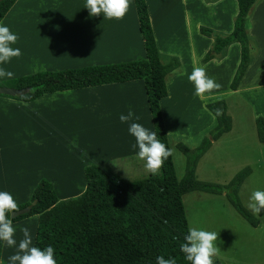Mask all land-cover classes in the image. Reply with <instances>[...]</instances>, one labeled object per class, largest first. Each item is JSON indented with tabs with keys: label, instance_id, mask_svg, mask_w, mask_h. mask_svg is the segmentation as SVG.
<instances>
[{
	"label": "crops",
	"instance_id": "obj_1",
	"mask_svg": "<svg viewBox=\"0 0 264 264\" xmlns=\"http://www.w3.org/2000/svg\"><path fill=\"white\" fill-rule=\"evenodd\" d=\"M145 2L160 59L165 62L167 57L175 56L180 62V67L166 80L167 95L159 100L168 141L169 133L175 131L176 136L182 140L178 143L185 146L184 141L199 138L192 147L195 148L216 124L215 116L206 107L207 103L219 100L223 95H247L249 92H256L264 84V0H258L249 15L248 32L257 46V53L235 90L230 89L229 84L240 60L239 43L232 42L223 55L202 63L201 59L212 47L214 39L200 33L199 27L207 26L219 34H229L238 12L236 0ZM65 3L67 0H16L0 20V24L18 35V41L12 47L19 48L22 53L0 65L14 73L12 78L42 70L116 63L145 57L134 0H130L129 10L123 19H108L103 13L92 16L84 5L82 8L86 14L83 18L64 20L63 13H58L57 10L64 9ZM194 66L203 67L214 80L219 77L217 83L221 88L203 96L195 95V86L188 79ZM8 79L0 77V82ZM112 102L119 103L106 109L122 112L123 109L137 108L135 115L139 120L135 122L155 132L144 79L49 92L31 101L0 95V191L9 192L17 204L24 203L29 200L40 179L46 178L53 183L56 194L57 189H71V192L65 191L62 195L58 193L57 197L61 200L75 197L84 190L86 180L83 167L87 164L103 165L119 176L120 172L128 175L132 172H147L145 161L137 157L138 148L132 147L136 141L131 138L134 136L128 135L129 123H122L120 117L110 121V124H118L123 129L117 130V133L111 130L103 137L100 155L70 152L63 147L62 143L79 131L74 126L81 106L88 109L94 103L111 105ZM179 106L181 113L178 118L181 122L176 121L174 126L183 129H173L169 127L170 110ZM196 113H199L196 118L199 124L188 132L191 126L194 127L193 116ZM206 115L208 117L205 121ZM182 116H186L183 121ZM252 116L255 119L258 116L264 118V109L255 110ZM229 131L218 139L211 140L210 147L198 159L197 164H202L211 156L216 143L228 144L237 139L242 141L243 137L248 138L246 129L241 127L235 132L236 135ZM126 132L125 136L128 135L130 144L123 135ZM86 133L89 137V133ZM256 142L263 153L256 164L249 166L250 173L244 180L248 182L255 178L256 182H260L254 184L255 187L264 188V142L258 139V135ZM237 146L243 147V144ZM34 216L37 221L31 233L33 246L38 223V215ZM262 220L258 219V224L252 226L254 230H262L264 234Z\"/></svg>",
	"mask_w": 264,
	"mask_h": 264
},
{
	"label": "trees",
	"instance_id": "obj_2",
	"mask_svg": "<svg viewBox=\"0 0 264 264\" xmlns=\"http://www.w3.org/2000/svg\"><path fill=\"white\" fill-rule=\"evenodd\" d=\"M15 1H0V20ZM236 1L238 12L229 34H219L207 26L199 27L200 33L214 39L212 47L202 57V63L223 55L232 42L239 43L240 60L229 84L232 90L237 89L257 53L248 29L249 15L258 0ZM134 2L145 57L22 75L0 82V85L28 87L27 93L0 95L31 101L49 92L144 79L155 133L170 149L159 100L167 95L166 80L180 67V62L175 56L167 57L165 62L160 59L146 2ZM206 107L216 118L208 136L203 137L195 148L177 144L186 157L181 179L176 177L172 155L164 161L158 174L133 180L124 179L103 165L87 164L83 167L86 186L79 195L60 200L53 183L42 178L29 200L18 204V209L35 199L36 204L29 212L10 218L15 222L38 215L34 246L41 249L52 246L57 264H156V258L161 255L166 259L175 258L177 264H190L180 250L189 229L182 204L184 193L192 190L214 194L224 192L242 217L253 226L258 224L257 217L245 208L238 194L241 183L250 173L249 166L236 172L226 185L195 177L197 161L210 147L211 140L231 129V117L224 99L209 102ZM255 123L258 139L264 142V118L256 117ZM2 246L3 242H0V256ZM213 261L220 264L215 257Z\"/></svg>",
	"mask_w": 264,
	"mask_h": 264
},
{
	"label": "rangeland",
	"instance_id": "obj_3",
	"mask_svg": "<svg viewBox=\"0 0 264 264\" xmlns=\"http://www.w3.org/2000/svg\"><path fill=\"white\" fill-rule=\"evenodd\" d=\"M84 5H86L85 0H67V3L64 4L66 7H64V9L62 8L57 10V12L63 13L64 20L80 19L86 14V11L82 8ZM225 77L226 74L223 75V78ZM217 80L215 81L217 82ZM122 94L123 93H121V95ZM220 98L224 99L227 103V113L231 117L230 131L232 134H235V132L241 127L242 129H246L248 138L243 137L244 139L242 141L237 139L235 142L232 141V143L228 144L216 143L214 146L215 149L212 151L211 156L206 158L202 164H197L195 177L198 180L226 185L233 178L235 173L241 170L243 167H252L253 164H256L260 158V155L263 153V150L258 148V142H256V125L254 121L255 118L252 116V114L255 110L264 109V84H262V87L256 89V92H249L247 95L243 93L228 94L223 95ZM119 102H112L111 105H108V103H101L99 105L98 103H94L93 106L89 105L88 109L81 106L77 111L78 118L76 121V126H74V128L77 127V130L79 131L75 134H72L68 141H64L62 143L63 147L69 149L70 152L75 151L80 153L85 152L88 154L92 153L95 155H100L99 152L103 150V137H106L108 132L111 130H114V133H117V130L123 129L119 127L118 124L114 125L112 123L111 125L110 121H114L115 119L119 118L121 114L126 115V111L117 112L116 110L106 109L108 107L115 106V104ZM185 104H188L191 107L194 106V104ZM138 106L140 108L139 104ZM180 113V106L177 109L173 108L170 110V128L183 129L182 127L174 126L176 121L181 122L178 118ZM198 114L196 113L193 116L195 124L194 127H190L191 130H188V132L192 131L195 126L199 124L196 119ZM200 115L202 117V112ZM142 116H144L143 112ZM206 117L208 116H205V121ZM185 118L186 116H182V121ZM204 119L201 121L202 124ZM109 124L113 129L110 128ZM119 125L124 126L125 124ZM230 131L229 133H231ZM86 132L89 133V137H87ZM174 133L175 131H171L169 134V146L172 150V161L174 163L176 177L177 179H181L185 173V154L176 145L178 142H182L180 139L181 137L178 138L176 133ZM126 134L127 132L123 135L125 136ZM128 135L130 137L131 134L128 133ZM128 135L125 136L127 137V143H129ZM131 138L134 139V137ZM198 140L199 138H196L194 141L186 140L184 143L188 147L192 148L196 142H198ZM238 144H243V147H238ZM119 174L124 178L139 179L147 176L149 172H132L130 175L120 172ZM257 183L260 182H256V179L252 178V180L248 182L244 180L240 185L238 191L239 198L242 204L248 210L249 208L247 207V204L249 202L251 193L257 190L264 191L263 187H255L254 184ZM57 190V195H62L65 191L71 192V189H65L64 191L62 189ZM182 204L184 206L188 228L195 227L197 229L213 231L218 234V239L216 242H214L217 247V253L214 257L219 261L220 264L264 263L263 231H258L256 229L254 230V227L244 217H242L229 202L224 192L220 194H214L200 190L188 191L182 195ZM254 215L258 219H264V212L259 215ZM36 221V216H29L19 221L13 222V226L16 229L15 238L17 239V242L23 238V234L19 233L18 229L21 231L22 228L26 227L29 229L31 234ZM26 224L28 225L26 226ZM15 251V248L7 247L3 243L0 262L2 264H9L8 257L13 255Z\"/></svg>",
	"mask_w": 264,
	"mask_h": 264
},
{
	"label": "clouds",
	"instance_id": "obj_4",
	"mask_svg": "<svg viewBox=\"0 0 264 264\" xmlns=\"http://www.w3.org/2000/svg\"><path fill=\"white\" fill-rule=\"evenodd\" d=\"M129 7L130 0H87L86 2L90 15L99 16L103 13L108 19H123ZM17 41L18 35L14 34L9 27L0 24V65L22 55L19 48L12 47ZM13 76L14 73L0 67V77L11 79ZM188 79L194 84L197 96H203L221 88L220 84L207 75L203 67L194 66ZM137 120L139 117L132 110H129L127 115H120L122 123H129L128 131L136 141L132 147L138 148L137 157L145 161V168L149 173L156 175L164 161L172 155V150L158 139L155 132L135 122ZM247 207L253 214L259 215L264 212V191H253ZM17 210L18 204L14 197L7 191H0V242L16 249L15 253L8 257L9 264H57L55 249L52 246L44 249L33 246L28 228L21 229L23 238L17 242L16 229L9 215L13 216ZM217 239L216 232L190 227L180 250L190 264H214L213 257L217 253L214 242ZM156 264H177V261L175 258L166 259L161 255L156 258Z\"/></svg>",
	"mask_w": 264,
	"mask_h": 264
},
{
	"label": "water",
	"instance_id": "obj_5",
	"mask_svg": "<svg viewBox=\"0 0 264 264\" xmlns=\"http://www.w3.org/2000/svg\"><path fill=\"white\" fill-rule=\"evenodd\" d=\"M28 91H29L28 87L16 88V87H11V86L0 85V94H3V95L17 96V95H23L27 93ZM36 202H37L36 199L31 201L28 205L19 208L15 213H13V216L10 214V217L13 218L18 215H22V214L29 212L32 206L36 204Z\"/></svg>",
	"mask_w": 264,
	"mask_h": 264
},
{
	"label": "bare ground",
	"instance_id": "obj_6",
	"mask_svg": "<svg viewBox=\"0 0 264 264\" xmlns=\"http://www.w3.org/2000/svg\"><path fill=\"white\" fill-rule=\"evenodd\" d=\"M122 111H124V110H122ZM126 111V113H128V109L127 110H125ZM135 114L138 112V109L137 108H134L133 110H132ZM127 115V114H126ZM19 233H22L21 231H19ZM23 234V233H22Z\"/></svg>",
	"mask_w": 264,
	"mask_h": 264
}]
</instances>
